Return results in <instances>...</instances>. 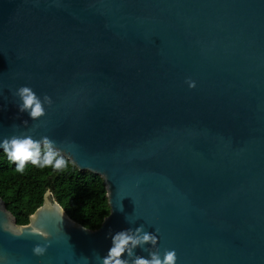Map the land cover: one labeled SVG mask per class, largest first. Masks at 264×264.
<instances>
[{
    "label": "water",
    "instance_id": "1",
    "mask_svg": "<svg viewBox=\"0 0 264 264\" xmlns=\"http://www.w3.org/2000/svg\"><path fill=\"white\" fill-rule=\"evenodd\" d=\"M22 86L51 97L40 121ZM24 133L111 212L91 231L47 193L20 226L0 198V264H100L140 225L178 264H264V0H0V141Z\"/></svg>",
    "mask_w": 264,
    "mask_h": 264
},
{
    "label": "trees",
    "instance_id": "2",
    "mask_svg": "<svg viewBox=\"0 0 264 264\" xmlns=\"http://www.w3.org/2000/svg\"><path fill=\"white\" fill-rule=\"evenodd\" d=\"M66 160L68 167L62 171L29 162L21 173L4 152L0 153V198L18 225H28L31 216L43 206L45 195L51 193L77 224L91 231L101 228L111 212L104 180L79 171Z\"/></svg>",
    "mask_w": 264,
    "mask_h": 264
},
{
    "label": "clouds",
    "instance_id": "3",
    "mask_svg": "<svg viewBox=\"0 0 264 264\" xmlns=\"http://www.w3.org/2000/svg\"><path fill=\"white\" fill-rule=\"evenodd\" d=\"M187 83L190 88L196 87V83L190 79ZM15 95L22 102L18 105L20 112H27L33 121H40L44 118L47 115L45 105L50 108L53 104L51 97L44 95L41 99L28 86L20 87ZM0 148L3 149L7 158L16 165L17 172L23 173L29 162L40 168H52L57 171H62L68 167V161L61 154L60 149L56 147L55 142L48 136H43L37 140L28 133L13 135L0 141ZM5 230L18 238L25 234L21 235L14 232L9 226ZM31 234L37 235L34 232ZM111 239L112 244L107 255L97 257L100 264H178L176 251L166 249L161 254L158 248V234L146 231L143 225L117 232ZM148 245H151L152 248H147ZM49 247H51L50 244H37L33 247V254L37 257H43L47 254ZM137 249L147 251L148 257L138 255Z\"/></svg>",
    "mask_w": 264,
    "mask_h": 264
}]
</instances>
